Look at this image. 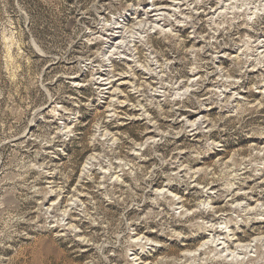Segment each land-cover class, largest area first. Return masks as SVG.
I'll return each mask as SVG.
<instances>
[{
  "label": "rangeland",
  "instance_id": "obj_1",
  "mask_svg": "<svg viewBox=\"0 0 264 264\" xmlns=\"http://www.w3.org/2000/svg\"><path fill=\"white\" fill-rule=\"evenodd\" d=\"M0 264H264V0H0Z\"/></svg>",
  "mask_w": 264,
  "mask_h": 264
},
{
  "label": "bare ground",
  "instance_id": "obj_2",
  "mask_svg": "<svg viewBox=\"0 0 264 264\" xmlns=\"http://www.w3.org/2000/svg\"><path fill=\"white\" fill-rule=\"evenodd\" d=\"M155 4H156V3H155ZM160 5H161V4H160ZM148 10H149L148 12H149V13H152V15L155 14L154 16H158V15L160 16V15H162L165 11H167L166 8L161 7V6H159V5H158V6L156 5L155 8H152V9L150 8V9H148ZM152 15H151V16H152ZM154 16H153V17H154ZM147 31H148V30H147ZM117 33H118V32H117ZM117 33H116V34H117ZM112 34H113V33H112ZM106 63H107V62H106Z\"/></svg>",
  "mask_w": 264,
  "mask_h": 264
}]
</instances>
